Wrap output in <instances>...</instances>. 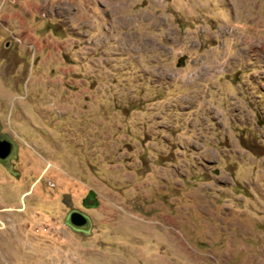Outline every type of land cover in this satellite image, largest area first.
<instances>
[{"label":"rangeland","instance_id":"rangeland-1","mask_svg":"<svg viewBox=\"0 0 264 264\" xmlns=\"http://www.w3.org/2000/svg\"><path fill=\"white\" fill-rule=\"evenodd\" d=\"M19 4L0 0V264H264V0H71L35 43L5 23Z\"/></svg>","mask_w":264,"mask_h":264},{"label":"crops","instance_id":"crops-1","mask_svg":"<svg viewBox=\"0 0 264 264\" xmlns=\"http://www.w3.org/2000/svg\"><path fill=\"white\" fill-rule=\"evenodd\" d=\"M57 1L58 0H20L17 10L12 7L7 9L5 13V23L13 29L15 34L22 37L27 43L40 41L38 37L39 25H34L36 17L42 12L48 11V14L52 15H50L49 19L43 21V23L49 26L59 25L62 23L61 13H63V5L71 2V0H62V3L59 4ZM52 18L53 20H51ZM48 34L50 37L52 36L54 38L53 30H50ZM49 35L48 38H50Z\"/></svg>","mask_w":264,"mask_h":264},{"label":"flooded vegetation","instance_id":"flooded-vegetation-1","mask_svg":"<svg viewBox=\"0 0 264 264\" xmlns=\"http://www.w3.org/2000/svg\"><path fill=\"white\" fill-rule=\"evenodd\" d=\"M0 132H1V123H0ZM0 136H1V139H3V140L8 139V138H6V136H2L1 134H0ZM8 140H10V139H8ZM10 141H12L16 146V149H17L16 158H13V159L10 158L6 162H0V165L3 168H5L7 170L9 169L11 171L9 163L18 158L19 148H18V145L13 140H10ZM82 203H83V210L76 209L71 205L68 206V209H69V214L67 216L68 224H69L70 216L73 213H79L88 219V225L83 227V228H76V227H73L72 225L69 224L70 228H72L73 230H75L77 232H85L90 228V219L87 216V214H85V211L92 210L95 208L97 201H96V197H95L94 193L88 192V194L86 195V197L84 198Z\"/></svg>","mask_w":264,"mask_h":264},{"label":"water","instance_id":"water-1","mask_svg":"<svg viewBox=\"0 0 264 264\" xmlns=\"http://www.w3.org/2000/svg\"><path fill=\"white\" fill-rule=\"evenodd\" d=\"M9 46V44H7ZM17 149L15 144L8 139H1L0 136V162L16 158ZM69 224L76 228H83L88 225V219L79 213L70 216Z\"/></svg>","mask_w":264,"mask_h":264},{"label":"built area","instance_id":"built-area-1","mask_svg":"<svg viewBox=\"0 0 264 264\" xmlns=\"http://www.w3.org/2000/svg\"><path fill=\"white\" fill-rule=\"evenodd\" d=\"M10 1H12V0H10ZM13 1H14V0H13ZM15 40L18 41V42H20V40H18V39H16V38H15Z\"/></svg>","mask_w":264,"mask_h":264}]
</instances>
